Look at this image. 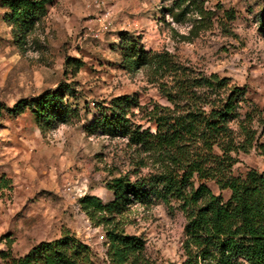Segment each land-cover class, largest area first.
<instances>
[{"label": "rangeland", "instance_id": "1", "mask_svg": "<svg viewBox=\"0 0 264 264\" xmlns=\"http://www.w3.org/2000/svg\"><path fill=\"white\" fill-rule=\"evenodd\" d=\"M46 7L21 45L0 7V252L22 256L67 230L105 264L104 233L81 211L79 199L91 195L110 203L106 182L112 176L129 174L135 182L159 165L125 139L88 136L84 127L97 115L95 104L133 98L140 108L130 120L153 130L143 114L170 106L165 91L174 76L137 61L166 52L194 77L217 75L243 89L240 120L251 115L256 144L264 145V0H50ZM59 87L72 89L67 99L78 119L40 129L28 109L10 112ZM230 127L238 131L237 122ZM234 157V176L250 169L264 174L258 149ZM207 185L222 203L230 198L214 181ZM131 201L122 218L125 232L144 239L151 264H181L186 220L178 203Z\"/></svg>", "mask_w": 264, "mask_h": 264}, {"label": "trees", "instance_id": "2", "mask_svg": "<svg viewBox=\"0 0 264 264\" xmlns=\"http://www.w3.org/2000/svg\"><path fill=\"white\" fill-rule=\"evenodd\" d=\"M49 1L0 0L6 10L4 19L13 26L19 45L46 15ZM137 62L174 76L169 93L165 91L170 106L157 105L143 114L154 129L132 123L129 116L140 105L127 96L96 103L97 115L84 127L88 136L125 139L138 155L159 165L157 172L135 182L129 174L112 176L106 182L114 196L110 203L91 195L79 199L81 211L102 228L107 260L110 264H151L144 239L127 234L122 223L134 197L146 207L154 200L178 203L186 220L181 264H264V174L254 169L244 176L232 174L237 162L234 155L239 152L256 148L264 157V145L256 144L251 115L240 120L244 90L217 75L194 77L166 52L142 54ZM71 95L72 89L59 87L18 102L10 112L17 115L28 109L38 127L48 129L80 117L67 99ZM233 122H237V132L230 127ZM210 181L230 192L227 202L212 193ZM97 258L93 247L67 230L22 256L0 252L3 264H97Z\"/></svg>", "mask_w": 264, "mask_h": 264}, {"label": "built area", "instance_id": "3", "mask_svg": "<svg viewBox=\"0 0 264 264\" xmlns=\"http://www.w3.org/2000/svg\"><path fill=\"white\" fill-rule=\"evenodd\" d=\"M69 194L73 193L71 187H66L65 189ZM99 239L102 240V242L104 241V235H100ZM105 264H110L109 261L107 260L106 256H105Z\"/></svg>", "mask_w": 264, "mask_h": 264}]
</instances>
